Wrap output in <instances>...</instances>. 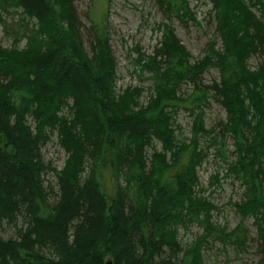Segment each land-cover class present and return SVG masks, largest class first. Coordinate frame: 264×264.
<instances>
[{
	"label": "trees",
	"instance_id": "1",
	"mask_svg": "<svg viewBox=\"0 0 264 264\" xmlns=\"http://www.w3.org/2000/svg\"><path fill=\"white\" fill-rule=\"evenodd\" d=\"M152 1L168 23L141 65L153 83L144 105L145 89L117 92L108 13L90 17V55L75 0H0V24L16 15L27 40L0 46V264H205L211 240L238 248L243 222L215 224L200 186L214 148L244 189L235 207L253 220L264 264V0H209L222 47L209 41L194 64L172 26L197 25L189 0ZM212 67L220 81L201 87ZM185 84L194 90L181 96ZM209 98L226 112L219 130L205 127ZM179 110L193 118L188 140L176 134ZM56 133L68 154L60 171L42 153ZM190 226L202 233L183 248L179 228Z\"/></svg>",
	"mask_w": 264,
	"mask_h": 264
},
{
	"label": "rangeland",
	"instance_id": "2",
	"mask_svg": "<svg viewBox=\"0 0 264 264\" xmlns=\"http://www.w3.org/2000/svg\"><path fill=\"white\" fill-rule=\"evenodd\" d=\"M190 9L197 18V25L189 22L186 26L177 19L172 20L173 30L176 36L191 54V63L201 60L206 54V45L214 40L217 48L222 47L220 38L216 33V22L214 20L212 6L209 0H189ZM75 6L82 20L85 34L84 48L92 55V51L87 39L86 31L92 25L90 17L96 14L109 15L110 36L109 41L113 56L116 62V89L117 92H124L127 88H142L145 93L141 102L145 105L152 94V81L150 74L142 69L145 57L153 55L155 48L160 44L162 30L158 25L168 23L164 19L157 4L152 0H75ZM8 28L0 24V46L3 48H13L15 39L19 40L17 48L24 49L27 40L23 37L25 27L18 22V17L13 15L7 17ZM260 59L251 58V67L257 68ZM221 78L217 68H210L201 78V87L209 86L213 82H219ZM194 90L192 84H185L180 91L181 96L191 95ZM213 95V92H210ZM205 127L214 129L225 122L226 112L219 102L214 98H209L205 108ZM175 123L181 128L177 130L179 139H190L192 137L193 118L183 110H179ZM215 129V131H216ZM57 133L43 148L42 153L47 163H51L57 170L63 169L68 154L59 144ZM202 140V145L206 144ZM157 150H161L158 141H154ZM234 142L228 138L226 140V150L224 155L227 162L236 161ZM148 156L152 155V150L148 149ZM228 165L222 156H218L216 149H211L207 159L198 169L200 186L205 191L203 196L208 199L217 210L213 212L215 224L225 227L228 231L234 230L243 222L247 230V239L238 248L234 245H224L219 241L211 240L204 251L205 264H257L260 261L259 241L255 225L252 219L242 220L235 205L244 199V189L234 176H227ZM49 180L55 184L56 179L53 174L49 175ZM218 182H217V181ZM202 233L198 226L179 228V241L183 248L188 247ZM12 234L7 231L6 235Z\"/></svg>",
	"mask_w": 264,
	"mask_h": 264
},
{
	"label": "bare ground",
	"instance_id": "3",
	"mask_svg": "<svg viewBox=\"0 0 264 264\" xmlns=\"http://www.w3.org/2000/svg\"><path fill=\"white\" fill-rule=\"evenodd\" d=\"M165 149V148H164ZM194 243V242H193Z\"/></svg>",
	"mask_w": 264,
	"mask_h": 264
}]
</instances>
